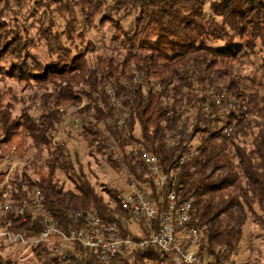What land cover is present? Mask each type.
<instances>
[{"label":"trees","instance_id":"obj_1","mask_svg":"<svg viewBox=\"0 0 264 264\" xmlns=\"http://www.w3.org/2000/svg\"><path fill=\"white\" fill-rule=\"evenodd\" d=\"M23 9L29 17L38 11L35 33L18 21L19 13L11 26L6 21ZM105 24L116 46L99 52L85 33ZM40 45L46 60L32 50ZM1 74L51 85L40 114L24 119L12 116L0 94V149L22 128L48 147L45 175L9 180L12 208L0 212L1 230L32 238L44 212L67 229L77 225L69 211L95 209L121 236H149L157 218L149 227L121 206L131 182L156 198L143 160L149 153L168 176L167 188L179 199L193 198L206 233L198 250L208 264H264V253L259 261L235 258L249 214H264V0H0ZM71 103L82 104L88 115L79 132L87 146L104 155L114 173L124 171V190L107 188L110 200L90 182L69 139L54 141L62 107ZM56 171L73 188L59 183ZM52 246L31 250L43 264H172L149 247L101 261L77 243L64 253ZM3 247L0 241V264H12L1 255Z\"/></svg>","mask_w":264,"mask_h":264},{"label":"rangeland","instance_id":"obj_2","mask_svg":"<svg viewBox=\"0 0 264 264\" xmlns=\"http://www.w3.org/2000/svg\"><path fill=\"white\" fill-rule=\"evenodd\" d=\"M22 12L20 13L19 10H13V19L9 20L8 17L5 19L7 22H10L9 25L11 26L15 23L14 21H17V13H19V15H21L18 21H21V23L25 26L30 27V25H32L31 34L35 33L34 24L36 20H38V11L36 10L31 17H29V13L26 15L27 9H23ZM31 14L32 11H30V15ZM57 28V26L54 27L52 31L55 33ZM57 33L58 32H56V34ZM111 34L112 31L109 30L107 24H105L100 30L93 29L91 32L89 31L85 33L86 36L84 40L86 41L87 39H90L96 45L98 51L103 52L108 47L116 46L114 43L110 42ZM62 38L64 44L68 43L65 37ZM74 42L76 44L79 41L78 39H75ZM32 50L34 54H37L41 59L46 60L48 52L44 45H40L38 47L36 46L32 48ZM50 90L51 85L49 84L41 87V85H38L33 81H21L16 77H10L6 74L0 75L1 102L3 104H9L13 117L19 118L22 116L24 119L25 114L29 116L39 115L41 112L40 107L46 97H48ZM81 108L82 104L78 103L66 104L62 107V123L59 126V134L54 141H56L58 137L69 139L68 145L71 149H75L78 152L82 170L90 182L105 200H110L107 188L122 189V186L125 185L127 179L125 178L124 171L122 173H114L108 166L104 155L100 154L93 148H89L84 138L79 135L80 121H84L88 118V115L84 111H81ZM0 150L3 154V158L0 160L1 212L2 209L9 210L11 207L7 198L9 195V180L13 177V174H16L19 179H22L24 175L31 178H37L46 174L47 168L44 165V161L48 156V147L38 145L26 129L22 128L17 131L12 139L8 143L4 144ZM54 178H56L59 183L64 185L65 188H73V183L64 173L56 171L54 173ZM122 190H124V188ZM255 208L258 207L255 206ZM256 210L258 211V215L256 214V216L253 217L249 214L247 222H245L243 226L242 240L239 245L240 252L238 256H235L237 261H244L246 259H258L259 261L263 256L264 214L259 209ZM16 212L20 215L23 214V210L22 213H20L19 210H16ZM257 217L260 218L262 221L261 223H257L254 220V218ZM133 227L134 226H132V229L135 230V227ZM5 232L9 234H6ZM15 237L19 238V233H12L10 231L0 229V241L4 244L1 255L4 258H9L12 261V264H43L31 250L38 247L40 244L36 247L31 244L26 245L25 243H22L20 239L15 240ZM43 243H46L48 246L53 245L55 248L56 246H59L60 241L59 238L53 236L49 237V239ZM52 264H56L55 261H52ZM151 264H153V262H151Z\"/></svg>","mask_w":264,"mask_h":264},{"label":"built area","instance_id":"obj_3","mask_svg":"<svg viewBox=\"0 0 264 264\" xmlns=\"http://www.w3.org/2000/svg\"><path fill=\"white\" fill-rule=\"evenodd\" d=\"M222 96L216 95L215 103L220 104ZM230 106L228 103L224 108ZM229 130L230 127L225 129ZM143 160L153 178L156 198L150 197L138 183L131 182L121 206L130 217L144 219L149 227L153 224L152 219L157 218L158 229L149 236L139 239L123 237L116 224L104 223L95 209H80L68 212L77 224L73 227L65 229L44 212L38 236L28 239L19 234V238L14 239L36 247L54 236L60 241L59 246L54 248L55 252L64 253L67 244L77 243L94 250L101 261L123 254L133 247H149L165 254L172 264H208L198 250L206 240V233L205 226L197 221L193 198L179 199L174 191L167 188L168 176L160 171L155 155L145 153ZM35 198L37 202L42 199L39 190H35ZM160 205L162 209L158 213ZM19 212L22 213V210ZM62 257L65 259L66 256L63 254ZM65 261L69 260L66 258Z\"/></svg>","mask_w":264,"mask_h":264}]
</instances>
